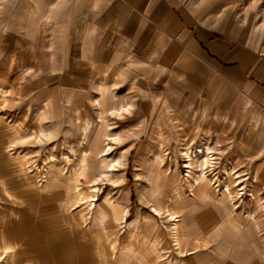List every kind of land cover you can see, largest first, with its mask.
Listing matches in <instances>:
<instances>
[{
  "label": "rangeland",
  "instance_id": "rangeland-1",
  "mask_svg": "<svg viewBox=\"0 0 264 264\" xmlns=\"http://www.w3.org/2000/svg\"><path fill=\"white\" fill-rule=\"evenodd\" d=\"M30 2L0 0V264H264V125L155 124L111 77L68 91L65 45L25 43Z\"/></svg>",
  "mask_w": 264,
  "mask_h": 264
},
{
  "label": "crops",
  "instance_id": "crops-1",
  "mask_svg": "<svg viewBox=\"0 0 264 264\" xmlns=\"http://www.w3.org/2000/svg\"><path fill=\"white\" fill-rule=\"evenodd\" d=\"M55 3L31 0L18 23L27 44L46 30L40 43L65 45L69 74L80 77L68 91L82 93L89 76L111 77L135 91L155 124H193L199 108L221 136L264 125V0Z\"/></svg>",
  "mask_w": 264,
  "mask_h": 264
},
{
  "label": "bare ground",
  "instance_id": "bare-ground-1",
  "mask_svg": "<svg viewBox=\"0 0 264 264\" xmlns=\"http://www.w3.org/2000/svg\"><path fill=\"white\" fill-rule=\"evenodd\" d=\"M132 107V106H131ZM130 110V107L129 106H127L126 107V111H129ZM116 113L117 114H124V110H117L116 111ZM113 138H115V137H113ZM109 139H111V138H109ZM200 149V148H199ZM202 154V157L205 159L204 160V164H208V163H210L211 161H210V158L208 157V154L206 153V152H204V150L201 152ZM211 155V154H210ZM186 156H187V162H188V166H189V168L191 167L192 169H193V164H194V162H195V158L197 157V154L195 155H193V153H189L187 150H186ZM83 161V159L82 160H80L79 162H77V166H79V168H81V166L83 165V163L84 162H82ZM197 161H198V159H197ZM118 163V162H117ZM114 164V163H113ZM191 170V169H190ZM82 171H85V169L84 170H82ZM193 171V170H192ZM82 173V172H81ZM88 200V199H87ZM89 203V202H88ZM94 204V203H93ZM93 204H91V205H93ZM89 205V204H88Z\"/></svg>",
  "mask_w": 264,
  "mask_h": 264
}]
</instances>
